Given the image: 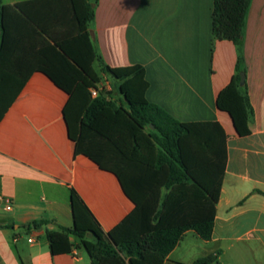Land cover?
<instances>
[{"label":"crops","instance_id":"crops-1","mask_svg":"<svg viewBox=\"0 0 264 264\" xmlns=\"http://www.w3.org/2000/svg\"><path fill=\"white\" fill-rule=\"evenodd\" d=\"M25 1L31 0L2 5ZM214 2L98 0L89 33L108 66L144 67L150 103L180 122H218L227 135L212 238L186 232L165 264H193L210 254H219L220 264H264V0L251 1L240 46L213 39ZM37 40L24 16L9 13L3 28L0 15V105L10 103L0 120V264H92L78 248L50 250L47 233L73 224L72 191L105 232L135 204L114 173L76 154L64 116L70 96L44 73L30 71ZM238 64L253 112L244 137L216 104ZM101 77L112 88L108 75ZM42 220V227H27Z\"/></svg>","mask_w":264,"mask_h":264},{"label":"trees","instance_id":"trees-1","mask_svg":"<svg viewBox=\"0 0 264 264\" xmlns=\"http://www.w3.org/2000/svg\"><path fill=\"white\" fill-rule=\"evenodd\" d=\"M251 1L215 0L214 40L240 46ZM97 3L31 0L4 6L0 0L3 28L9 13L22 15L38 37L30 71L44 73L70 96L64 116L76 154L114 173L135 204L132 213L105 232L73 190V224L47 233L50 250L59 255L84 248L92 264H165L186 232L192 230L204 241L212 238L228 159L227 135L218 122H180L150 103L142 65L113 68L102 60L89 33ZM96 61L102 73L117 80L119 101L112 91L92 97L91 90L102 82ZM241 73L238 64L216 104L244 137L251 134L253 112ZM9 104L0 105V120ZM218 255L193 264H220Z\"/></svg>","mask_w":264,"mask_h":264},{"label":"rangeland","instance_id":"rangeland-1","mask_svg":"<svg viewBox=\"0 0 264 264\" xmlns=\"http://www.w3.org/2000/svg\"><path fill=\"white\" fill-rule=\"evenodd\" d=\"M95 70L97 71V73L99 74V76L101 77L102 76V72H101V70H100V68L98 67V65L97 64H95ZM109 77V82L112 84V88H113V92L111 93V96L112 97H116L117 95H119L118 93H117V80L115 79V78H113V77H111V76H108ZM106 82V80L104 79V78H102V82L101 83H105ZM120 96V95H119ZM192 236H188V238H187V240L186 241H191V238ZM186 243H188V242H186ZM186 244H183V248L182 249H184V247H186L185 246ZM79 250L81 251V253L85 256V258L87 259V261L88 262H90V257H89V255H88V253L86 252V250L84 249V248H79ZM181 250H179V252H180Z\"/></svg>","mask_w":264,"mask_h":264},{"label":"built area","instance_id":"built-area-1","mask_svg":"<svg viewBox=\"0 0 264 264\" xmlns=\"http://www.w3.org/2000/svg\"><path fill=\"white\" fill-rule=\"evenodd\" d=\"M103 91H106V92L112 91L110 84H108L107 82L100 83L98 88H94L91 90L92 97L93 98L97 97L100 94V92H103ZM3 201L5 204L6 210H8V211L11 210L12 209L11 201L9 199H3ZM30 241H32V240H30Z\"/></svg>","mask_w":264,"mask_h":264},{"label":"water","instance_id":"water-1","mask_svg":"<svg viewBox=\"0 0 264 264\" xmlns=\"http://www.w3.org/2000/svg\"><path fill=\"white\" fill-rule=\"evenodd\" d=\"M245 83V74L241 73V85H243ZM89 237H92V234H89Z\"/></svg>","mask_w":264,"mask_h":264}]
</instances>
